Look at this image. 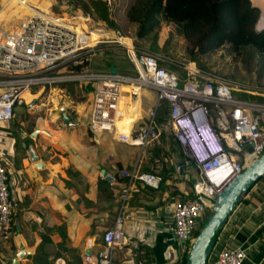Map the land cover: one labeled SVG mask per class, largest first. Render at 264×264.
I'll return each instance as SVG.
<instances>
[{
  "label": "crops",
  "instance_id": "crops-1",
  "mask_svg": "<svg viewBox=\"0 0 264 264\" xmlns=\"http://www.w3.org/2000/svg\"><path fill=\"white\" fill-rule=\"evenodd\" d=\"M11 14L2 8L0 19ZM113 31L106 30L107 36L114 37ZM85 95L76 101L61 87L30 90L13 117L0 121V157L10 192L19 203L12 218L15 231L0 233V264H81L82 255L99 248L103 230L114 222L125 184L120 170L126 168L152 171L160 185L132 183L125 205V241L115 248L113 264H179L182 246L174 236L173 204L192 198L200 169L184 156L170 129L142 150L118 137L146 123L148 109L156 101L154 89H145L138 102L125 98L114 132L89 128L92 93ZM68 100L65 121L58 107ZM214 112L218 117L223 111ZM163 136L162 150L151 152L149 146ZM230 220L220 229L209 258L221 244L249 241L253 246L243 264H264V178L241 197ZM18 235L25 250L21 257Z\"/></svg>",
  "mask_w": 264,
  "mask_h": 264
},
{
  "label": "built area",
  "instance_id": "built-area-1",
  "mask_svg": "<svg viewBox=\"0 0 264 264\" xmlns=\"http://www.w3.org/2000/svg\"><path fill=\"white\" fill-rule=\"evenodd\" d=\"M90 20L83 13L68 16L35 8L11 29L0 25V121L13 117L16 106L24 101V91L54 89L63 82H91L94 88L88 126L94 132H114L123 115L125 98L133 102L145 89H154L156 101L148 109L146 123L133 133H119L118 137L142 150L170 129L184 156L200 169L201 176L193 183L196 196L173 204L174 236L183 250L193 244L197 219L214 203L211 197L215 198L222 183L264 151V98L237 97L225 80L199 69L193 62L183 66L184 75L169 70L159 63L157 55L140 49L133 37L118 30L111 38L106 37L105 30L97 31L101 37L91 38L95 30L90 29ZM109 41L124 50L134 68L133 74L68 68V63H78L82 54L96 52ZM163 103L168 108L167 119L157 123L156 111ZM215 109L223 112L217 117ZM224 116L232 123L230 136L234 146L227 145L220 135V127L225 125L220 120ZM197 131L205 136L209 132L215 135L211 144L213 152L200 141ZM247 145L251 146L250 151ZM120 174L128 180L120 193L114 222L103 230L99 248L82 255L81 264H113L115 248L125 241L123 225L128 217L125 205L132 183L140 181L154 188L159 186V177L152 171L131 168L121 169ZM239 200L218 229L213 248L220 238V229L231 219ZM18 204L10 192L6 167L0 157V233L5 236L12 231ZM252 246L253 242L249 241L234 246L221 244L212 259L209 257L214 249H211L204 264H243Z\"/></svg>",
  "mask_w": 264,
  "mask_h": 264
},
{
  "label": "trees",
  "instance_id": "trees-1",
  "mask_svg": "<svg viewBox=\"0 0 264 264\" xmlns=\"http://www.w3.org/2000/svg\"><path fill=\"white\" fill-rule=\"evenodd\" d=\"M121 1V4H117L115 0H58L60 4L66 3L70 6L71 14H87L97 20L104 21L108 27L113 29L118 30L123 27L121 31L124 32L126 28L128 29L129 25H132L134 27L132 34L125 35H133L135 45L140 49L157 55L159 63L162 65L165 62L159 56L161 55L160 50H162L160 28L171 25L175 33L182 34L185 37L189 59L199 69L214 73L213 69L207 64L209 61L206 56H209L220 48H223L226 53L236 56L237 59L239 57L248 60L256 59L258 62L260 61L261 66H264V28L260 30L257 28L259 8L262 1V5L264 6V0H254L256 2L255 5L251 0ZM261 23L264 24L262 19ZM169 31L172 33L171 30ZM109 42L104 43L103 47L96 52L82 54L78 63L73 64L70 62L68 63V68L74 71H109L105 70L103 61L105 63L112 61L118 64L120 59L126 58L125 52L121 47L112 41ZM114 52H123L124 55L121 56L118 53L117 56ZM99 53H103V55H99ZM104 55L111 56L112 60L109 61ZM170 64L168 65L171 67L167 65V69L173 71L176 69L175 71L180 75L185 74L183 66L181 70H178L177 66L173 63ZM118 71L129 74L135 72L133 66L125 70L118 69ZM215 74L219 77L223 76L220 71ZM58 86L64 88L68 95L75 100L84 99L85 93H92L94 88L91 82L79 83L75 81L63 82ZM45 89L47 90V87ZM233 92L240 98L253 100H263L264 98L262 95L247 91H236L233 89ZM160 107L164 109L159 113L158 109ZM158 109L155 116L157 123L165 122L168 113L166 104L163 103ZM163 141H165L164 136L159 142L152 143L149 146L150 151L158 154L163 148ZM164 178L165 175H163ZM260 178H264V175ZM121 180L126 184L128 179L126 176H123ZM195 196L193 194L192 198ZM211 199L213 202L215 201L214 197H211ZM211 209L212 205L207 207L202 214V218L196 222L195 236L211 212ZM12 230L15 231L14 224H12ZM216 236L217 233L214 235V239H216ZM191 247L192 245H186L182 250L179 264H188Z\"/></svg>",
  "mask_w": 264,
  "mask_h": 264
},
{
  "label": "rangeland",
  "instance_id": "rangeland-1",
  "mask_svg": "<svg viewBox=\"0 0 264 264\" xmlns=\"http://www.w3.org/2000/svg\"><path fill=\"white\" fill-rule=\"evenodd\" d=\"M18 1H25L24 3L29 7L42 10L46 13L49 12L56 14L62 13L68 16L76 14V13L71 14L70 6L66 3L60 4L58 0H18ZM251 1L252 3H254V0ZM115 2L117 4L122 3L121 0H115ZM262 2L260 4V8L258 7L260 12H259V20L257 23V28L259 30L264 28V24H260L261 19L264 21V6L262 5ZM17 3L18 2L14 0H0V8L2 6L4 12H6L9 15L12 13L10 18L0 19V23H2L7 28L16 26L19 23V21L24 18V15H20V13H18L21 12L23 8L19 9V5ZM89 27L91 30L93 29L96 32L98 30L100 31L105 30V32L106 30L107 32L109 31L112 32L113 30L117 31V29L108 27L104 21L100 19L97 20L93 17H91ZM121 30H123V27L118 29V31L123 34H132L133 26L129 25L128 29L127 28L125 29L124 31L125 33ZM169 30H171L172 33ZM130 36L133 37L134 39L133 35ZM106 37L111 38L112 36H106ZM160 44L162 45V50H160L161 55L159 56L167 65L173 63L175 66H177L178 70H181L183 68L182 66H184L186 63L192 62L187 54V41L185 37L182 34L175 33L171 25L163 26L162 28H160ZM118 53H120L121 56L124 55L123 52H114V54L117 56ZM99 55H103V53H99ZM104 56L106 57V59L112 60L111 56L110 57H108L107 55ZM206 58H208L209 61L207 62V64L211 69H213L214 73L220 71L223 75L220 78L225 80L227 83L230 82L229 85L233 87L234 90L247 91L250 93H255L260 96L261 95L264 96V66H261L260 61L258 62V60L256 59H252V60L242 59L240 57L237 59L236 56L226 53V51L223 48L216 50L214 53L210 54L209 56H206ZM104 64H105V70H118V69L125 70L132 68L131 63L128 61L127 58L120 59L118 64H115L112 61L107 63L103 61V65ZM33 90L34 89H31V92ZM211 202H213L212 199ZM213 249H215V247Z\"/></svg>",
  "mask_w": 264,
  "mask_h": 264
},
{
  "label": "water",
  "instance_id": "water-1",
  "mask_svg": "<svg viewBox=\"0 0 264 264\" xmlns=\"http://www.w3.org/2000/svg\"><path fill=\"white\" fill-rule=\"evenodd\" d=\"M261 16V13H260ZM116 71V70H111ZM70 101L59 105L58 111L61 112V118L68 121L69 115L66 113V108ZM59 112V113H60ZM22 136L25 132L20 129ZM24 133V134H23ZM247 150H251V146H246ZM32 157L36 159L32 153ZM264 175V151L256 158L251 160L239 173L228 177L220 186L215 194V201L212 204L211 212L206 220L203 222L195 239L193 241L188 264H204L211 249L214 246V235L218 229L226 221L229 213L231 212L235 203L239 200L240 196L246 192L253 183ZM19 257L25 254L20 235L17 236Z\"/></svg>",
  "mask_w": 264,
  "mask_h": 264
},
{
  "label": "bare ground",
  "instance_id": "bare-ground-1",
  "mask_svg": "<svg viewBox=\"0 0 264 264\" xmlns=\"http://www.w3.org/2000/svg\"><path fill=\"white\" fill-rule=\"evenodd\" d=\"M14 1H17L18 3V5H19V9L21 8H23V10H21V12H19L21 15H24V14H30L31 12H33L34 11V9L35 8H31V7H29L28 5H26L24 2L25 1H18V0H14ZM254 4H256V2L254 1ZM29 8H28V7ZM260 24H262L261 22H260ZM102 36V34H100V33H97L96 31H93L92 33H91V38H99V37H101ZM29 93V91H24L23 93H22V95L24 96V97H26V95ZM137 102H138V100H137ZM222 123L224 122V124L225 125H223V127H220V130H221V132H222V134H223V137H224V139H226L228 142L230 141V143L232 142V138H231V136H230V129H231V126H232V123H231V121H230V119H228L227 117H225L224 116V118L223 119H221L220 120ZM230 139V140H229ZM234 146V145H233ZM241 150V149H240Z\"/></svg>",
  "mask_w": 264,
  "mask_h": 264
},
{
  "label": "clouds",
  "instance_id": "clouds-1",
  "mask_svg": "<svg viewBox=\"0 0 264 264\" xmlns=\"http://www.w3.org/2000/svg\"><path fill=\"white\" fill-rule=\"evenodd\" d=\"M197 133H199V139L205 145L207 150L213 152V146H211V144H213L215 141V135L210 132L207 136L201 134L199 131H197Z\"/></svg>",
  "mask_w": 264,
  "mask_h": 264
}]
</instances>
